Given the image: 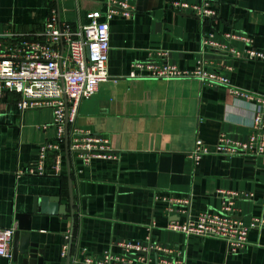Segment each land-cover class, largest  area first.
Returning <instances> with one entry per match:
<instances>
[{"label": "crops", "instance_id": "0c3cea01", "mask_svg": "<svg viewBox=\"0 0 264 264\" xmlns=\"http://www.w3.org/2000/svg\"><path fill=\"white\" fill-rule=\"evenodd\" d=\"M126 1L132 16L116 14L109 22L108 78L80 102L75 116L80 129L107 139L112 157L83 164L70 154L71 243L68 206L65 215L30 214L37 197L58 196L69 204L66 134L59 143L61 172L29 173L41 145L57 141L52 109L21 111L19 94L10 90L0 94V228L17 229V217L29 216L30 242L42 249L44 264H65L67 256L69 264H89L86 259L98 260L105 250L117 252L119 239L146 236L180 250L184 264H264V224L251 228L245 246L227 255L220 239L167 229L170 220L183 217L168 213L160 199L190 196L196 215L219 208V191H236L242 195L233 216L245 224L264 218V154L210 153L197 163L188 157L196 138L212 144L220 133L240 140L248 136L258 99L264 98V60L234 58L227 48L264 52V0H212L217 17L207 20L176 12L167 0ZM106 2L0 0L1 48L14 43L17 34L35 36L52 8L77 28L89 12L103 19ZM204 40L221 45H204ZM159 50L171 64L189 70L202 58L203 68L223 73L230 88L196 78H150L138 69L137 76H129L133 62L157 60ZM47 163L44 159L42 165ZM0 264L11 261L0 256Z\"/></svg>", "mask_w": 264, "mask_h": 264}, {"label": "built area", "instance_id": "2783aa9c", "mask_svg": "<svg viewBox=\"0 0 264 264\" xmlns=\"http://www.w3.org/2000/svg\"><path fill=\"white\" fill-rule=\"evenodd\" d=\"M212 0H167L176 12H191L201 20L217 17ZM103 19L99 12L86 14L88 20L74 28L61 20L58 8H52L40 31L35 36L17 34L14 43L1 48L0 44V94L4 90L19 94L21 111L48 106L52 109V124L57 131V141L41 145L37 160L28 169L29 173L54 174L61 172L62 150L59 146L68 126V149L72 156L79 157L83 164L94 158H111L105 137L90 130H82L75 124V116L82 100L91 98L101 82L108 78L106 63L109 51V22L116 15L131 17L133 8L126 0H107ZM212 35H210L211 37ZM18 37V38H17ZM230 37L236 38L234 35ZM204 45L220 46L211 40ZM227 53L234 57L264 60V52L254 48L241 50L233 46ZM157 60L136 61L131 64L129 76L135 77L138 69L145 76L155 79L196 78L211 85L230 86L228 78L221 72L207 71L202 58L193 69L179 68L171 64L164 50H159ZM230 88V87H229ZM234 95L247 99L253 97L231 89ZM260 108L253 112L249 133L245 140L218 134L212 144L196 138L188 157L197 163L205 154L222 156L264 154V98H259ZM85 152H78V151ZM77 154V155H76ZM47 165H42L43 160ZM219 208L193 215L191 198L172 195L161 196L167 202L166 211L182 216L183 220H170L166 228L185 236L217 238L225 243V252L232 255L247 243L251 228L264 224V218L254 217L250 223L233 216L235 201L241 198L236 191H219ZM15 227L0 228V256L11 258V242ZM118 251L105 250L98 260L86 259L89 264H184L182 252L174 246L142 239L122 238L115 242Z\"/></svg>", "mask_w": 264, "mask_h": 264}, {"label": "water", "instance_id": "95a60500", "mask_svg": "<svg viewBox=\"0 0 264 264\" xmlns=\"http://www.w3.org/2000/svg\"><path fill=\"white\" fill-rule=\"evenodd\" d=\"M68 126L66 124V162L68 166V186H69V204H61L58 196H41L34 198L30 214H49V215H65L67 213V206L69 208L71 229H70V243L73 233L74 225V205L73 194L71 188L70 177V153L68 149ZM85 152V151H78ZM18 228L14 230L12 243H11V264H44L42 257V249H38L36 243L30 242V230L28 219L29 216H19ZM69 264V257L67 256L66 263Z\"/></svg>", "mask_w": 264, "mask_h": 264}]
</instances>
